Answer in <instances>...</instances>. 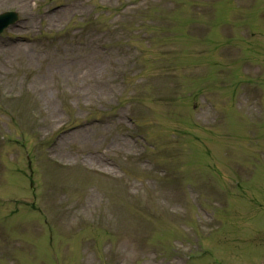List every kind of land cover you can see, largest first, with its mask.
Masks as SVG:
<instances>
[{"label":"rangeland","instance_id":"1","mask_svg":"<svg viewBox=\"0 0 264 264\" xmlns=\"http://www.w3.org/2000/svg\"><path fill=\"white\" fill-rule=\"evenodd\" d=\"M207 1L0 0V134L34 155L0 143L1 264H264V0Z\"/></svg>","mask_w":264,"mask_h":264},{"label":"bare ground","instance_id":"2","mask_svg":"<svg viewBox=\"0 0 264 264\" xmlns=\"http://www.w3.org/2000/svg\"><path fill=\"white\" fill-rule=\"evenodd\" d=\"M13 52V51H12Z\"/></svg>","mask_w":264,"mask_h":264}]
</instances>
